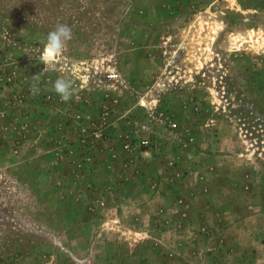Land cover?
<instances>
[{
	"label": "rangeland",
	"instance_id": "rangeland-1",
	"mask_svg": "<svg viewBox=\"0 0 264 264\" xmlns=\"http://www.w3.org/2000/svg\"><path fill=\"white\" fill-rule=\"evenodd\" d=\"M0 264H264V0H0Z\"/></svg>",
	"mask_w": 264,
	"mask_h": 264
},
{
	"label": "clouds",
	"instance_id": "clouds-1",
	"mask_svg": "<svg viewBox=\"0 0 264 264\" xmlns=\"http://www.w3.org/2000/svg\"><path fill=\"white\" fill-rule=\"evenodd\" d=\"M72 39V30L68 25H58L55 30L50 31L44 43L42 56L40 57L44 62H49L62 57L65 44ZM78 69L73 66V71ZM54 91L60 96L62 101H68L71 98L72 89L71 81L67 79H57L53 85Z\"/></svg>",
	"mask_w": 264,
	"mask_h": 264
}]
</instances>
